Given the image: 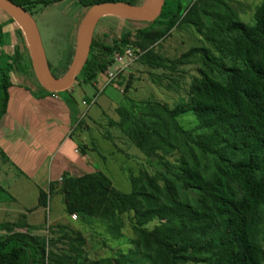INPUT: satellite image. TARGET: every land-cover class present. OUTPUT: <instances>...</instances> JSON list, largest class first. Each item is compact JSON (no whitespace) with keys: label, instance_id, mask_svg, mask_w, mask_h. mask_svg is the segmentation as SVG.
<instances>
[{"label":"trees","instance_id":"1","mask_svg":"<svg viewBox=\"0 0 264 264\" xmlns=\"http://www.w3.org/2000/svg\"><path fill=\"white\" fill-rule=\"evenodd\" d=\"M11 1L27 11L57 1L85 9L103 2L137 5V0ZM254 20L253 25L243 22L226 0H192L190 5L166 0L161 16L137 30L135 40L131 31H124L99 51L91 47L77 81L92 87L114 64L115 54L129 46L139 48L140 61L152 69L174 71L197 60L203 65L190 83L188 98L173 108L148 101L136 115L119 107L120 119L111 123L145 156L156 158L162 170L131 175L130 193L115 189L102 171L66 174L60 182L70 224L74 214L89 229L99 222L118 241L126 218L135 235L133 248L124 251L121 243L117 253L89 259L87 229L56 225L52 235H62L47 238L35 235L22 220L0 225L6 232L0 235V264H264V0ZM184 24L203 33L209 47H192L175 59L158 55L155 46ZM18 34L24 40L20 29ZM4 41L0 25V43ZM73 54V46L59 54L56 77L67 71ZM15 70L28 77L34 73L27 47L24 54L19 49L0 54V123ZM188 114L198 124L194 130L179 123ZM53 188L40 190L39 207H48Z\"/></svg>","mask_w":264,"mask_h":264},{"label":"rangeland","instance_id":"2","mask_svg":"<svg viewBox=\"0 0 264 264\" xmlns=\"http://www.w3.org/2000/svg\"><path fill=\"white\" fill-rule=\"evenodd\" d=\"M146 1L148 0H137L136 4L142 5ZM226 1L238 11L243 22L254 24V16L262 0ZM191 2L192 0H184L185 5H190ZM28 12L37 22L47 60L50 68L54 71L58 67L59 54H65L72 46L75 48L79 26L86 9L72 7L71 4L65 5L62 1H57L45 8L37 4L35 7L29 8ZM149 25L151 24L105 17L97 24L94 35L96 40L112 44L122 32L131 31L133 40H135L137 30ZM195 46L209 47L203 33L192 25L184 24L173 29L169 37L155 46V52L164 58L175 59ZM201 68L203 65L200 60H197L179 66L174 71L152 69L138 59L119 79L109 82L106 77L102 88H94L89 84L77 81L74 84L72 96L67 97L66 92L58 93L63 100L67 101L73 120L78 118L83 121L78 132H83V141L88 145V150L93 151L91 154L95 158L93 162L96 163V168L111 179L115 189L123 193H130L131 175L137 176L141 170H147L150 173L162 170V166H159L156 158L145 156L132 144L120 127L111 124L120 119L118 108L134 110L136 115L143 112L141 110L145 109V103L148 101L160 102L173 108L181 98H188L190 83L193 78L199 76L198 71ZM25 76L21 75L24 88L33 90L34 87H38L40 91H45L33 72L30 74L32 79ZM83 100L88 105H84ZM75 115L77 118H74ZM179 123L188 130H194L198 126L191 114L180 117ZM47 208L49 212L42 213L46 215L47 222L43 223L38 235L57 238L62 233L57 231L55 235H52L51 229L54 226L49 228L48 223L53 222L55 215L61 216V218H66L67 215L64 210L61 211L54 205H51L50 208V203ZM12 219L11 213L0 215L2 222H9ZM124 219L127 227L122 230L123 238L118 241L112 235L105 234L106 228L99 222L94 224L92 229L82 225L79 221H73L72 224L69 222L68 225L87 229L83 230L87 241L86 253L89 259H96L110 256L114 252L117 253L121 243L124 251L133 248L132 241L135 235L128 227L126 218ZM59 247H62L61 244Z\"/></svg>","mask_w":264,"mask_h":264},{"label":"crops","instance_id":"3","mask_svg":"<svg viewBox=\"0 0 264 264\" xmlns=\"http://www.w3.org/2000/svg\"><path fill=\"white\" fill-rule=\"evenodd\" d=\"M0 25L5 40L0 43V54L12 55L17 49L24 54L26 45L18 34V25L1 10ZM21 75L24 76L12 75L7 113L0 123V186L5 190L0 194V215L11 213L13 218L9 222L0 221V225L17 223L24 217L22 220L38 235L47 222L42 213L49 212L48 208L39 207L40 190L49 192L54 184L48 205L65 211L60 191L63 177L66 174L78 177L100 170L93 162V151H89L83 141V132H78L80 120L76 115L77 119L73 120L67 101L58 93L42 95L38 87L24 88ZM105 79V74L98 75L94 88H102ZM73 88L74 85L66 91L67 97L72 96ZM82 103L88 105L84 100ZM68 223V217L55 215L48 227ZM4 234L6 232L0 231V235Z\"/></svg>","mask_w":264,"mask_h":264},{"label":"water","instance_id":"4","mask_svg":"<svg viewBox=\"0 0 264 264\" xmlns=\"http://www.w3.org/2000/svg\"><path fill=\"white\" fill-rule=\"evenodd\" d=\"M166 0H148L142 5L126 2H103L88 9L80 23L72 61L67 71L56 77L50 68L41 34L34 17L11 0H0V10L7 14L22 31L34 74L40 85L52 94L69 90L77 82L90 55L94 32L99 21L105 17L153 24L160 16ZM63 3V2H62ZM15 74L19 75L17 70Z\"/></svg>","mask_w":264,"mask_h":264},{"label":"built area","instance_id":"5","mask_svg":"<svg viewBox=\"0 0 264 264\" xmlns=\"http://www.w3.org/2000/svg\"><path fill=\"white\" fill-rule=\"evenodd\" d=\"M142 53L143 52L139 48H133L131 46L126 47L122 53L117 52L114 56V64L108 67L105 72L108 81L113 82L121 73H125L133 62L139 59ZM71 219L77 221L78 216L74 214L71 216Z\"/></svg>","mask_w":264,"mask_h":264},{"label":"flooded vegetation","instance_id":"6","mask_svg":"<svg viewBox=\"0 0 264 264\" xmlns=\"http://www.w3.org/2000/svg\"><path fill=\"white\" fill-rule=\"evenodd\" d=\"M94 42L95 44H93V52L95 51H99L100 50V47H101V44H104L105 42L104 41H99V40H96L95 39V35H94ZM52 73H53V70L51 69Z\"/></svg>","mask_w":264,"mask_h":264}]
</instances>
